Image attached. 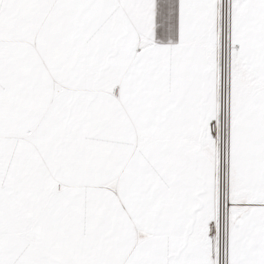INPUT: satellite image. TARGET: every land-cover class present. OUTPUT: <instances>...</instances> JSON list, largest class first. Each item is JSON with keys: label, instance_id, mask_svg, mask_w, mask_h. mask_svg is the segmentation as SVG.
Listing matches in <instances>:
<instances>
[{"label": "crops", "instance_id": "crops-1", "mask_svg": "<svg viewBox=\"0 0 264 264\" xmlns=\"http://www.w3.org/2000/svg\"><path fill=\"white\" fill-rule=\"evenodd\" d=\"M224 0H0V264H215L195 235L222 96L199 43ZM229 264H264V0H242Z\"/></svg>", "mask_w": 264, "mask_h": 264}, {"label": "rangeland", "instance_id": "rangeland-1", "mask_svg": "<svg viewBox=\"0 0 264 264\" xmlns=\"http://www.w3.org/2000/svg\"><path fill=\"white\" fill-rule=\"evenodd\" d=\"M241 2L242 0H224L222 14L216 25L199 43L201 51L218 69L222 80V96L216 117L197 139L214 161L220 177L216 211L195 235L215 264H229L227 255L229 230L236 218L254 202L231 169L228 148L234 113L230 88L232 82L248 78V73L238 56L235 38L236 19Z\"/></svg>", "mask_w": 264, "mask_h": 264}]
</instances>
